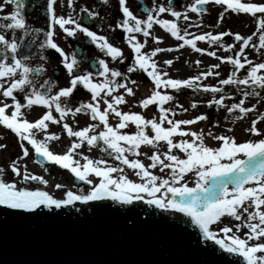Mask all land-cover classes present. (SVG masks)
<instances>
[{
	"label": "snow or ice",
	"instance_id": "1",
	"mask_svg": "<svg viewBox=\"0 0 264 264\" xmlns=\"http://www.w3.org/2000/svg\"><path fill=\"white\" fill-rule=\"evenodd\" d=\"M103 2L106 4L107 0ZM55 3L56 0H46L50 24L49 30L45 32L46 39L40 45L41 50L47 48L59 54L62 66L69 77L68 86L59 88L55 94L52 93L55 86L52 80H45L40 85V89L44 91L33 85L30 75L43 73L44 67L29 66L26 63L28 55L17 58L20 45L14 36L12 39H6L5 35L0 34V45L3 46L5 53L3 59H0L2 98L0 127L17 138L21 153L7 165L10 172L19 177L18 180L5 181L2 178L5 168L0 166V206L25 214L38 215L40 209L51 211L74 207L77 202L88 204L111 201L114 205L120 206L115 208L118 211L127 208L126 218L130 219L134 214L138 219L139 212L131 206L142 202L149 207L154 206L166 212L182 214L187 218L186 223L199 230V236L203 241L212 242L223 252L242 260L243 264H264V130L257 127L258 123H264V111L258 108V105L264 103V97L257 91V88L264 90V0H194L193 3L184 6L183 11L176 9L174 0H167L166 4L154 5L151 10L145 9L146 19L138 18L132 12L126 6L127 0H118L123 19L116 27L122 29L124 39L134 53L133 64L126 72L142 70L153 85L150 95L138 102L141 108L157 106L158 118L154 116L150 119L139 113L123 112L119 108L120 105L127 103L125 96L135 95L129 83L135 84L136 81H129L126 74L109 67L104 59L98 61L101 69L98 73L80 71L77 54H66L54 42L52 28L58 25L68 37H75L79 32L90 38L91 43L112 61L123 63L124 60L122 49L109 42L107 37L91 31L71 14L57 15L54 11ZM6 4H14L15 9L0 16V20L9 21L7 24H0V28L12 32L21 30L27 35L29 27L22 14L25 7L23 0H3V3H0V11H3ZM66 4L68 8L74 10V0H66ZM210 4L221 9L212 27L220 26L229 14L236 16L244 14L253 20L255 30L249 35L230 30L219 31L216 34L212 31L201 34L189 32L188 28L191 27L199 29L203 21L193 25L190 23L188 13L202 16L207 11L206 6ZM81 11L90 20L96 19L99 15L97 11H90L87 7ZM161 14H168L173 19H162ZM181 19L187 23L186 28L182 29L177 23ZM154 24L182 43H178L175 48L156 46L150 52L142 51L146 47V38L151 35L150 30ZM135 33L142 34L145 41L140 42ZM224 37H231L232 43L226 44ZM254 37L257 39L254 40ZM152 40L155 45L163 43V37H152ZM197 41H206L210 46L217 45L224 52L232 54L219 56L216 51L198 47ZM185 46H190L196 53L213 57L219 63L211 64L206 71L184 79L171 78L166 71L158 69L153 57L159 53L178 51ZM246 50H255V54L262 60L254 63L249 59ZM8 53H11V63L7 62ZM39 58L41 61L46 59L42 53ZM173 62V59H166L163 64L171 66ZM195 63L199 65L201 61ZM225 63L232 65L234 69L226 74V78L219 79L216 85L201 83L208 77H220L218 69ZM242 69L246 74L240 78L237 73ZM96 76L103 79L98 80ZM117 78H122L123 82ZM228 85L249 86L251 91L242 90V98L229 105L225 101L233 97L224 90V86ZM78 86H82V89L90 94V100L79 102L78 106L73 107L69 100ZM119 89H123V93H119ZM167 89L176 92L191 89L193 92L211 93L212 99L207 101V106L211 108L215 105L224 108L227 113H238L237 119L255 113V118L251 119L250 126L245 131L259 138L237 142L233 136L214 134L209 129L207 136L218 141L219 146H207L203 129L193 131L187 127L206 121L207 114H199L188 119L176 118L180 113H186L188 108L179 103H174L173 107H165L176 99L165 91ZM216 94H219L218 99ZM250 96L258 99L248 106L245 101ZM33 106H41L45 111L30 122L23 109H30ZM190 107L196 109L197 102H192ZM53 110L59 114L58 117L53 115ZM80 113L90 115L91 120L97 123H89L79 130H74L66 122V117L69 115L75 117ZM110 115L117 119L115 126L109 123ZM46 122L61 125L67 137L74 138L70 140V146L62 154H55L49 149L48 142L59 140L60 137L47 133ZM129 123L136 127L132 134L122 131ZM101 126L102 130L98 131ZM212 127H218V124ZM149 128L151 134L145 131ZM37 132L44 133V139L37 140L35 138ZM177 137L179 139H174ZM2 139L3 135H0V140ZM85 144L89 149L101 147V151L108 153L120 163L113 166L106 160H93L82 155L77 150ZM142 145L153 149L150 155L145 153L150 161L147 166L140 159H129V155L139 157L142 154L140 152ZM28 146L34 150L36 157L67 169L76 180L85 182L89 186L88 190L86 192L83 189L79 192L67 190L60 198H56L48 191L27 186L29 181L45 186L48 183L42 176L30 173L27 166L20 163L29 156ZM161 146L166 147V151L161 153ZM6 148V144L0 143V149ZM174 150L182 153L183 158L173 154ZM78 155L84 163H81L80 159H75ZM42 160L37 159L35 162L41 163ZM121 165L134 170L140 182H134L125 176ZM157 167L160 172L169 170L167 178L154 175L149 170ZM189 173L194 177L193 187H189L187 182L182 183ZM90 177L98 178V182L94 183ZM55 188L63 189L64 185L57 183ZM97 208H100V205H97ZM225 217L235 223L215 228L214 226L221 224L222 218ZM199 242L197 240V244Z\"/></svg>",
	"mask_w": 264,
	"mask_h": 264
},
{
	"label": "water",
	"instance_id": "2",
	"mask_svg": "<svg viewBox=\"0 0 264 264\" xmlns=\"http://www.w3.org/2000/svg\"><path fill=\"white\" fill-rule=\"evenodd\" d=\"M131 207L138 219L111 201L38 215L0 206V264H243L203 241L182 214L142 202Z\"/></svg>",
	"mask_w": 264,
	"mask_h": 264
},
{
	"label": "flooded vegetation",
	"instance_id": "3",
	"mask_svg": "<svg viewBox=\"0 0 264 264\" xmlns=\"http://www.w3.org/2000/svg\"><path fill=\"white\" fill-rule=\"evenodd\" d=\"M92 2V0H90ZM81 0H74V10L67 7L66 0H56V3L54 4V11L57 15H65L71 14L74 18L82 21L84 26H87L90 28L91 31L97 32L98 35H103L108 38L109 42L113 43L114 46H118L123 51L124 60L123 63H120L119 61H112L110 57L105 56L102 52H100L99 49L95 47L94 44L91 43L90 38L84 36L82 33H77L75 37H68L63 31L59 28V26H53L52 30L54 31L53 40L55 43L58 44V46L66 53V54H77V59L80 61V71H92L94 73H98L93 69V65H98V61L100 59H104L109 67L115 68L120 70L123 74H126L128 76L129 81H136L135 84H140L143 88L147 87L149 83L151 82L150 78L147 76L146 73H144L142 70H137L132 73H127L126 70L129 66L133 64L134 61V53H132L130 47L128 46L126 40L124 39V33L122 29L117 28L116 25L123 19V14L120 11L118 0L116 7H108L103 0L100 4L94 3V4H81ZM118 5V7H117ZM182 7L180 9L183 11V8L185 4H181ZM87 7L90 11L95 10L98 12V17L96 19L90 20L88 16L81 11L82 8ZM11 8V13L14 11L15 7H9ZM131 11L137 15V13L147 16V14L139 11L138 7H129ZM136 8V9H135ZM152 9V7H151ZM110 11H113L114 18L110 19ZM197 14L189 12V16L191 18L190 23L193 25L200 23L201 21L197 20L195 18ZM26 24L29 27V32L27 35L24 34L21 30H15V32L8 31L4 28H0V34L5 35L6 39H12L13 36L16 39L17 43L20 45V52L19 49L17 51V58H22L24 55H28L29 59L26 61V63L35 68L37 66H43L45 71L41 74H31L30 79L33 81V85L40 89V85L44 83L45 80H52L55 82V86L52 89V93L55 94L56 91L59 90L61 87L68 86L69 77L67 75L66 70L63 68L61 60L62 58L59 56L58 53H56L54 50H49L47 48L41 50L40 45L44 42L46 39L45 32L49 30L47 26L45 25L46 20L45 17L41 11V7H35L32 12L29 14H26L25 16ZM168 14H161L160 18L167 19ZM115 19H117L115 21ZM102 21V22H101ZM9 21L7 20H0V24H7ZM101 22V23H100ZM155 25V24H154ZM209 25V24H208ZM213 25V23H212ZM150 30L151 35L146 38L147 43L145 49H142V51L150 52L154 47H173L178 43L175 38L170 37V34H166L165 31L159 26L155 25ZM184 28L187 27V23L183 25ZM212 29L207 28V24L202 23V26L197 29L196 27L188 28V31L195 34H201L202 32L211 31ZM215 30V31H214ZM213 34H216L218 30L214 28ZM163 37V43L159 45H155L153 43L152 37ZM138 40L140 42H144L145 38L140 37ZM201 41H197V45ZM206 42V41H205ZM207 43V42H206ZM183 50H188L192 52L190 46H185L184 48L178 50L169 52L170 57L166 56L168 55V52L159 53L156 57H153V59L156 61L158 69L160 71H166L169 76L173 78H177L178 76L172 75L176 73H180L181 71V56ZM41 53L46 57L44 61L40 60ZM232 53H230L231 55ZM5 53L3 46L0 45V59H3ZM8 63H11V53H8ZM173 59V64L171 66H167L163 64V61L166 59ZM230 65V64H229ZM231 66V65H230ZM230 66L226 68V72L230 73L233 71ZM101 71V70H100ZM96 79L102 80L103 77L96 76ZM118 80L122 81V78H117ZM135 84L129 83V85L133 86ZM217 82L215 81V77L212 78L211 85H216ZM41 91H44V89H40ZM27 91H31V89H27ZM90 96V94L82 89V86H78L74 93L69 100V104L73 107L78 106L79 102H85L86 98ZM2 99V98H0ZM10 102V101H8ZM25 116L28 120H35L39 116H41L45 109L41 106H33L30 109H23ZM53 115L55 117H58V113H55L53 110ZM66 122L70 124L74 128V130H79L80 128H83L87 126V123L85 121V114L80 113L77 114L75 117L69 115L66 117ZM48 123L47 133L48 134H57L61 135V137H65V142L69 141L70 139L67 137L66 132L62 131L61 125L59 124H53L51 122ZM59 126V128H57ZM8 131L4 130L2 127H0V134L5 135ZM44 133L37 132L35 138L37 140L44 139ZM68 144L64 143L61 144V142H58V140L49 141L48 147L52 152L56 153H63L67 150ZM30 152H34V150L29 147Z\"/></svg>",
	"mask_w": 264,
	"mask_h": 264
},
{
	"label": "rangeland",
	"instance_id": "4",
	"mask_svg": "<svg viewBox=\"0 0 264 264\" xmlns=\"http://www.w3.org/2000/svg\"><path fill=\"white\" fill-rule=\"evenodd\" d=\"M191 3L194 2V0H190ZM0 3H3V0H0ZM82 5L85 4V5H89L91 4L92 2L90 0H81L80 2ZM161 3H164L166 4L167 3V0H151L149 2V7H152L154 5H159ZM116 4H117V0H107V4L108 7H116ZM128 7H138L139 5L136 4V2L134 0H127V5ZM174 6L176 7L177 10H181L180 7L182 6H178V4H174ZM4 7H15L14 4H6ZM118 7V5H117ZM136 9V8H135ZM182 11V10H181ZM221 11L220 7L219 6H216V5H211L209 6L208 10L202 15V16H198L196 15L195 18H197V20L199 21H203L204 24H207V28L208 29H212L211 31L213 32L214 30V27H212V23L214 24L215 21H216V18H217V14ZM110 19L109 21L112 20V18H114V14H113V11H110ZM189 15V13H188ZM138 18L140 19H146V16L144 15H141L139 13H137L136 15ZM163 19V18H162ZM167 19H173L172 17H170V15H168ZM117 19H115L116 21ZM102 22V21H101ZM100 22V23H101ZM177 23L179 24V26L183 29L185 26H183L185 24V22L181 19L179 21H177ZM209 24V25H208ZM154 27H156L155 25H153ZM216 30H219V31H227V30H230L232 32H239L243 35H249L251 34L254 30H255V24L253 22V20L248 16V15H239V16H236V15H231L229 14L228 16L225 17L224 21L222 22V24L218 27H215ZM215 31V30H214ZM134 35H136L137 39H139L140 37H143L142 34L140 33H135ZM257 38L254 37V40H256ZM225 42V41H224ZM258 42V41H257ZM207 44L205 41H201V44ZM226 44H230V42H225ZM214 47V45H212ZM209 45L210 47V50L213 49V47ZM217 46V45H216ZM217 49L220 50V51H223V49L219 48L217 46ZM247 51V54H248V57L249 59L253 60L254 61H261L262 59L258 58V54H255V50H246ZM168 57H170V54L169 52L167 53ZM184 53L182 52V56H181V63H182V69L183 70V60H184ZM170 59V58H168ZM195 65V69H196V64ZM228 67L230 66L229 64H227ZM209 65H207V68H208ZM230 68L232 70L233 67L232 65L230 66ZM247 68V67H246ZM222 74V73H221ZM245 70L242 69L240 70V72L237 73V75L240 77V78H243L244 75H245ZM172 75H175V76H178V79H184L183 78V72L180 71V73H176V74H172ZM210 79L211 77L207 78L206 79V82H210ZM208 82V83H209ZM242 87H245L248 91L251 89L249 86H245V85H228V86H224V90L225 92L230 96V97H233V99H228L225 101L226 104H229L230 102H232L234 100V90L237 89V88H242ZM149 89L151 90L152 89V86L150 85L149 86ZM185 91V89H182V91ZM165 91H174L176 92L175 90H171V89H167ZM207 101L212 99V94L211 93H207ZM216 98L218 99V96L216 95ZM252 98H247L246 101L250 100ZM245 101V102H246ZM128 104V103H127ZM132 104L133 106H136L137 108L140 109L141 112H145V108H141L138 103H137V98L135 96H132ZM157 106H154V105H150L149 108H148V111H154V109L156 108ZM211 108H214V106H212ZM120 110L123 111V112H133V108L128 105H120ZM208 110H210V108L208 107L207 109V112ZM215 116L214 117L213 115L209 116V117H212V119L214 120H218L220 121L222 118L224 117H228V118H233L234 115L236 113H227L226 111L223 110V108H216V112H215ZM239 115V114H238ZM87 120L88 118L85 117V121L87 123ZM111 120H113L112 122V125L115 126V124L117 123V119L116 118H112ZM242 121H244L245 119H241ZM242 123V122H241ZM261 130H264V124L260 126ZM123 132H127L130 134V131H128L127 129L124 130ZM259 137H255V136H252L250 135L249 133L246 134V136L244 137V135H242V138L240 139L241 141H247L249 139H258ZM161 145H163V142H161ZM210 147H218L219 146V142L218 141H215V140H212V143L209 144ZM11 148H9L7 151H5V154H4V157H5V160H7L9 163L11 162L12 156H9V153L8 151L10 150ZM153 151V149H151V147L149 146V148L146 150L145 153H147V155H150L151 152ZM166 151L165 150V147L164 146H161L160 147V152H164ZM142 153V152H141ZM145 153H142L139 157H132L131 155H129V159H140L142 163H144L146 166L150 163V161L148 160L147 158V155H145ZM174 154L178 155V156H181L182 157V153H179L178 151L175 152V150L173 151ZM79 156V155H78ZM88 156L90 159H103V160H106L109 164L115 166L117 164H119L120 162L119 161H116L114 160L113 157L109 156L108 153H104L102 155H86ZM17 156H15L14 158H16ZM78 159V157H76ZM30 158H27V160H29ZM79 159L81 160V163H84V161L82 160L81 156L79 157ZM8 165V164H7ZM123 166V169H124V172L123 174L125 176H127L129 179L133 180L134 182H140V179L138 177L135 176L134 174V170L132 169H129L126 165H121ZM53 167V170L51 172V174L49 175L48 174V177L51 179V183L52 185L51 186H48L54 193V195L56 197L60 196L62 193H64V191L66 190H74V191H79L80 189H83V190H88V187L85 185V184H82V185H79V184H76L75 183V180L73 179L72 177V174L70 172H68L67 170H59L57 169L55 166H52ZM6 168H8L6 166ZM158 169L159 167L155 168V169H149L150 171H152V173L154 175H158L157 173L158 172ZM45 174H47L45 172ZM114 176L117 175V174H113ZM19 178V177H17ZM91 179L93 178L95 180V182H98V178H95V177H90ZM57 183H60L62 185H64V188L63 189H57L55 188V184ZM223 220L225 219V221H223L224 224H228L229 226H231L232 223H235V221H232V220H227L226 217L225 218H222ZM243 234V230L241 232V235Z\"/></svg>",
	"mask_w": 264,
	"mask_h": 264
},
{
	"label": "bare ground",
	"instance_id": "5",
	"mask_svg": "<svg viewBox=\"0 0 264 264\" xmlns=\"http://www.w3.org/2000/svg\"><path fill=\"white\" fill-rule=\"evenodd\" d=\"M10 11H11V8L4 7L3 11H0V16H4L6 14H9ZM216 52H217V55H220L219 50H217ZM225 55H226V53L221 52V56H225ZM195 61H201V63L199 65H197L195 63ZM216 63H219V61H217L213 57H208L207 55H202L200 53L193 55L190 52L185 51V56H184V60H183V78H189L191 76L198 74L199 72L206 71L207 65L216 64ZM194 64H196V66H197L196 69H195ZM224 67H225V65L222 64L221 67L218 69V71L220 72V77H215L216 82H218L219 79L224 78V75L221 74V71ZM208 82H206V79L201 81L202 84H209L210 82L209 83ZM136 88L133 91L135 93L134 96L137 98V103L141 99L146 98L148 95H150V93L152 91V90H148L149 92H144L145 90L140 88L139 84H136ZM242 90H247V89L245 87H242V88H237L234 90V100L232 102H230L229 105L233 102H236L239 98H242ZM123 91H124L123 89H120L118 92L123 93ZM249 91H251V89ZM257 91L260 92L261 97H264V90L257 88ZM167 92L172 94L176 99L174 102H170L169 104H166L165 107H173L174 103H179V104H182L185 108H188V111L186 113L182 112L176 118H178V119L194 118L196 115H199V114H207V116L212 115L211 108L207 112V109H208L207 100H206L208 97L207 93L193 92L191 89L189 91L185 90V91H179V92H172V91H167ZM217 96L219 98V94H217ZM249 98H252V99L245 102L246 105H248V106H250L252 103H254L256 99H258L256 97H252V96H250ZM125 99H126L127 103L129 104V106L133 108V112L131 111L132 113H139V114L143 115L145 118H149V119L153 118L154 116L158 118L159 113H158L157 107L152 112L148 111L147 108H146L145 112H141L139 108H137L136 106H133L132 96H125ZM192 102H197L198 107L196 109H192L190 107V104ZM127 103H125L123 105H128ZM138 105H139V103H138ZM101 107L103 108V105H101ZM119 108H120V106H119ZM258 108L260 109V111H264V103H262L261 105H258ZM223 110L226 111L224 108H223ZM255 115H256L255 113L248 114L247 116L244 117V119H245L244 121H242L241 119H237L238 113H236L233 118L224 117L220 121H218V120L216 121V120L212 119V117L208 116V119L206 121H200L194 125L187 126V127L193 131H199V130L203 129L205 132V144L207 146H209V144L212 143V140H214V139L207 136V131L209 129H211L214 134L230 135V136L235 137L237 142H244L245 140L241 141L240 139L242 138V135H244V137H245L246 134L248 133L245 131V129L250 126V121H251V119L255 118ZM112 118H115V117L110 115L109 116V122H113V120H111ZM214 124H218V127H212ZM263 124L264 123H258L257 127L260 128V126ZM57 128H59V126ZM126 129L128 131H130V134H132L136 131L135 125L131 124V123H129V125ZM126 129H124V130H126ZM229 129H232V131L229 132L228 131ZM124 130H122V131H124ZM145 131L148 132V134H151L150 128L146 129ZM58 136L60 137L58 142H61V144H64L65 143V137H61V135H58ZM186 138H188V137H186ZM174 139H179V138L177 137ZM148 148H149V146H143L142 145L140 152L145 153ZM165 150H166V147H165ZM175 152H177V150H175ZM132 157H136V156H132ZM181 158H183V154H182ZM2 166H4V164ZM27 169L32 174H36V175H40V176L44 177V175L40 171V168H38V166H36V165H33L32 161H27ZM158 172L159 173H157L158 174L157 176L167 178V174H168L169 170L165 169L164 172H160V170L158 169ZM4 176H5V172H4V175L2 177L3 179H4ZM193 180H194L193 175L191 173H189L185 176L184 181H182V183L187 182L189 187H193L194 186ZM47 184H50L49 181ZM46 186L41 185L38 182H36V185L34 187H30V186L29 187L32 189L40 188L42 190L49 191V189L47 190ZM51 192H52V190L49 191L50 194H52ZM226 219L229 220V218H226ZM223 221H225V219L224 220L222 219V223L217 225V226H214V227L219 228V227L223 226V224H224Z\"/></svg>",
	"mask_w": 264,
	"mask_h": 264
}]
</instances>
